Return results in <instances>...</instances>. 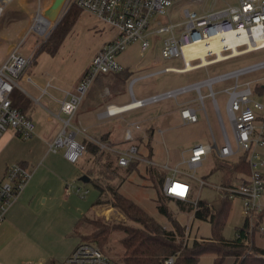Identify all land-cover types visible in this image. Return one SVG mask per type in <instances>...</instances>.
I'll use <instances>...</instances> for the list:
<instances>
[{
  "label": "rangeland",
  "instance_id": "1",
  "mask_svg": "<svg viewBox=\"0 0 264 264\" xmlns=\"http://www.w3.org/2000/svg\"><path fill=\"white\" fill-rule=\"evenodd\" d=\"M175 1L181 3L182 9L188 7L196 9L199 12H201L202 8H210L214 3V0H204L196 4L183 2V0ZM236 2L237 0H217L215 8L218 9ZM51 3L52 0H43V4L46 7L45 10L49 8ZM37 4L38 0H10L0 15V64L8 56L10 48L12 49L21 43L20 49L23 53L34 54L33 62L28 66L23 77L29 76L38 86L45 87L48 82L56 86L47 87V91L44 93L41 89H38V86H35L37 89L35 96L40 97L35 101L33 112L36 134L40 130V124H36L37 120H42V127H44V123H47L46 127L49 130L51 129L45 119L49 116L50 112L44 107V104L48 101L53 103L52 100H49V95L52 94L57 98L61 97L63 93L56 89L58 86L65 90H73L80 76L90 65L95 52H98L97 50L108 39L109 31H115L114 28L96 15L80 8L74 14L73 8L66 13H63L61 9L62 13L60 12L58 20L52 23L54 26L50 34L41 35L33 30L28 33L31 27H33ZM67 17H73L74 22L57 52L52 54L48 50H42L57 35L59 27H63V21ZM166 19L182 21V13L180 10L172 12ZM161 39L151 37V45L143 54L141 53L140 42L135 41L118 56V60L122 64H131L130 68L134 71L123 84V89L119 93L114 92L111 96V98L117 97L115 101L118 104L131 101L132 92H135L137 96L140 93L147 94L155 90L193 82L210 74L236 69L264 59V49H260L188 72L165 71L166 67H181L183 62L181 59L168 60L162 56ZM158 70L162 71L157 72ZM151 71H155L156 73L134 80L136 76ZM106 76L108 81L117 80L116 76L111 74H106ZM23 77L19 81L24 85L22 81ZM259 77H264V69L249 73L240 80L245 81ZM262 82L264 83V80ZM231 83L230 81L219 82L214 86L225 121H228V119L225 105L226 93L223 89ZM91 89L87 91L86 98ZM253 90L254 95L257 97L261 88L254 87ZM207 92L208 89L204 88L203 93L206 94ZM194 93L196 92H190L175 100L165 101L163 105H158L153 109L147 107L144 109L140 108L139 110L136 109L137 111L133 110L134 112H128L129 114L124 113V118L116 119L115 123H113L115 130L113 135L108 136L107 142L115 143V147L119 148V150L126 149L131 143L137 144L142 156L138 167L131 172H125V168L117 167L115 173L118 176L115 177H110V175L102 172L104 171L102 164L96 156L88 152L77 163H72L65 159L63 148L57 152H48L46 148H41L44 142L37 135L33 139L17 138L15 142L10 144L4 150L2 156L5 157L6 155V160L11 164L21 161L19 157L24 152L25 147L36 145V148H40V151L33 158L36 164L30 179L33 185L32 190L35 193L28 197L24 195V199L20 200L17 216H21L23 220L21 225L18 226V231L11 232L14 229H10L5 235L4 242L0 243L1 252L4 254L1 259L8 264H23L29 260H42L46 264L54 260L56 264H62L67 254L74 249L77 242L81 241V236L87 240L92 239V236L90 237L86 234H89L93 230V226L91 223H88L89 221L83 223L84 218L87 217V219L93 221L98 219L105 225L109 224L110 226L136 224L110 203L96 204L100 194L99 189L92 181L85 182L80 179L88 171L91 172L90 176L93 179L100 182L106 188L103 195L105 199L109 197L107 184L117 187L122 178H124L119 186V191L136 202L159 223L166 226L170 224L169 219L157 209L156 174L162 173L164 177L175 176L176 178L188 180L192 185L190 200L195 201L200 199L206 201L210 207L208 217L198 219L194 216L193 210H182L175 202H171L169 208L177 219L187 227L190 243L194 239L201 240L211 237L218 210L224 200L214 185L230 180L237 182L241 177L246 175L239 172L240 170L232 171L233 164L241 160V158L237 157L228 161H221L214 153H210L204 159L202 165L195 171L190 169L187 163L184 162V159L189 155L190 148L194 144L211 141V129L202 110H200V120L196 123L183 124L179 116L177 117V111L184 102L192 100L195 104L197 103V100H195L196 94ZM84 102L85 97L80 107H83ZM205 106L212 129L218 133L217 114L211 97L205 99ZM161 112L162 114L166 115L168 113L170 115L166 116V122L160 123V128L163 131L161 132L159 129H156L153 134L154 120L150 116L160 114ZM63 116L65 115L63 114ZM76 117L74 121H76ZM131 119L139 121L138 123L141 124L142 129L134 131L133 140H127L126 138L124 139L125 126L129 121L131 122ZM58 122L59 126H62V120L58 119ZM152 149L153 152H150ZM150 153L153 165H151V168L155 167V170H150V164L145 161V158ZM260 153L264 154V147L260 149ZM4 160L3 158L0 159V170L1 162ZM49 164L53 166L52 171L55 172L47 169ZM39 165V170H37ZM113 166H116L115 154ZM228 169H231L230 175L228 174ZM261 172L264 174V168L261 169ZM191 174L207 181V184L201 187L199 180L192 177ZM227 174L229 176H226ZM66 182L89 189V192L85 197L74 191L68 193L65 188ZM261 198L264 202V193ZM231 201V207L222 230L223 236L228 239L235 237V232L242 225L244 219L241 199L236 197ZM123 236V230H112L109 234L108 242L105 248H103L116 261L120 260L122 253L121 239ZM252 241L255 245L264 248V233H254ZM214 257L215 255L212 253H204L201 255L198 264H213ZM234 260L235 257H226L223 264H232Z\"/></svg>",
  "mask_w": 264,
  "mask_h": 264
},
{
  "label": "built area",
  "instance_id": "2",
  "mask_svg": "<svg viewBox=\"0 0 264 264\" xmlns=\"http://www.w3.org/2000/svg\"><path fill=\"white\" fill-rule=\"evenodd\" d=\"M10 0H0V15ZM204 0H183L196 4ZM210 8H202L201 12L188 7L181 8V3L175 0H66L63 13L78 7L88 11L115 29L116 35L105 43L93 56L90 65L81 76L77 87L67 91L66 97L60 100L62 127L58 136L49 142L48 150L57 152L63 148L64 157L72 163H77L87 151L86 139L98 143L101 149H109L118 153V165L126 167L131 161L141 159L137 144L131 143L126 149L119 150L88 136L87 128L82 123L74 121L83 99L98 75L120 72L131 67L122 64L118 56L133 42H140L143 54L151 45V37L161 39V54L165 59H181L183 65L166 67L165 71L188 72L200 67L220 63L256 50L264 49V0H237L215 8V2ZM43 0H38L37 12L34 17L32 30L37 34L48 35L53 30L52 23L45 16ZM64 8V9H63ZM180 10L182 21L166 19L170 13ZM62 13V11H61ZM45 21H48L46 24ZM230 34L237 38L227 41ZM217 42L219 50L206 47L204 57L195 52L197 47ZM21 43L13 47L6 59L0 64V137L13 129L22 138L31 139L36 134L33 119L21 109L13 105L11 94L15 87L20 88L19 79L33 62L34 54H25L20 49ZM264 69V59L248 65L230 69L217 74H210L193 82L169 87L144 97H136L132 92V100L123 104H110L100 112V117L117 116L132 110L145 108L169 100L178 99L190 92H196L197 103L187 100L179 108V117L183 124L196 123L200 120V110L211 129L210 142L196 143L190 148L188 157L184 159L194 171L202 165L210 153L221 160H231L245 156L250 172L237 182L230 180L214 185L222 199L233 200L238 197L242 201V225L236 230L235 238H240L242 232L252 236L254 233H264L263 212L264 202V77L241 81L242 77L252 72ZM139 78V77H137ZM135 78L134 80H136ZM29 80H31L29 78ZM133 80V81H134ZM230 81L223 89L226 93V114L228 121L222 116L216 83ZM254 87L261 88L259 98L254 95ZM207 88L208 92L203 93ZM211 97L217 114L219 130L216 133L211 126L205 99ZM261 98V99H260ZM200 102V104H199ZM228 122V123H227ZM141 124L129 122L125 129V138L134 139V131L141 129ZM152 164V160L145 158ZM33 172L23 164L15 162L8 165L0 179V224L6 219L12 205L18 200L30 181ZM192 177L197 178L194 174ZM200 186L207 181L197 178ZM179 184L183 189H175ZM66 191H74L85 197L89 189L67 183ZM164 193L180 200H190L192 185L186 179L167 176L163 184ZM183 193L182 195L180 193ZM199 200V199H198ZM198 200L192 201L198 208ZM243 230V231H242ZM167 264L174 263V257H169ZM23 264H44L42 260H29ZM62 264H119L103 251L96 243L80 241L65 258Z\"/></svg>",
  "mask_w": 264,
  "mask_h": 264
},
{
  "label": "trees",
  "instance_id": "3",
  "mask_svg": "<svg viewBox=\"0 0 264 264\" xmlns=\"http://www.w3.org/2000/svg\"><path fill=\"white\" fill-rule=\"evenodd\" d=\"M71 9H73L75 14L78 7H72ZM63 22V27H59L57 35L53 37L42 50H48L52 54L57 52L65 36L71 29L74 18L67 17ZM131 74L132 73L129 72L128 69L113 73L117 78V80H115L116 88H120V85L124 84ZM11 97L13 105L26 113L24 111V105L27 101L25 93L19 87H15ZM107 139V135H102L100 140H97L106 143ZM85 143L87 148L86 152L96 156L102 164L104 170L102 172L106 175H110V177L118 176V174L115 173L116 168L120 167L117 161L119 156L118 153L105 151L108 149H101L100 145L92 140L87 139L85 140ZM107 144L111 147L115 146V143L107 142ZM114 154L116 166H113ZM148 156L150 158L151 153ZM139 162L140 159L131 161L126 167H124L125 172H131L136 169ZM151 165L152 164L149 165L150 170L155 168H151ZM233 165L234 167L232 171L240 170L239 172H242L245 175L250 172L249 166L245 161V156H242L240 162H236ZM221 168L223 169L222 166ZM228 170V174L230 175L231 169ZM85 174L90 177V181H92L99 189L100 194L96 204L108 202L113 207H116L129 220L136 223L134 225L122 224L110 226L109 224L105 225L98 219L93 221L87 219V217L84 218L83 223L89 221L88 223H91L93 226V230L89 234H86L90 237L92 236V239L87 240L80 235L81 241L87 240L94 242L103 251H105L103 248H105L109 234L112 230L121 229L124 231V236L121 239L122 253L120 255V260L116 261L112 258L115 262L119 264H167L165 261L169 257H174V263L172 264H198L202 254L212 253L215 255L213 264H223L225 258L229 256L235 257L232 264H264V248L253 243V235L250 236L242 230L243 232L240 238L234 237L228 239L223 236L222 230L231 207V200H223L218 210L217 219L213 225L212 236L201 240L194 239L190 243L187 227L177 219L173 211L169 208V204L175 202L180 209L188 211L193 210L196 218L205 219L210 212L209 204L206 201L199 199L198 208H195L191 200H188V204L187 200H180L166 195L162 188L166 177H164L162 173L156 174L155 181L157 182L156 186L158 193L156 198L157 209L162 215L169 219L170 224L166 226L159 223L146 210L119 191V186L124 178H122V181L117 187L107 184V193L109 194V197L105 199L103 195L105 194L106 188L90 176V171ZM228 174L226 176H229ZM105 252L107 253V251Z\"/></svg>",
  "mask_w": 264,
  "mask_h": 264
},
{
  "label": "crops",
  "instance_id": "4",
  "mask_svg": "<svg viewBox=\"0 0 264 264\" xmlns=\"http://www.w3.org/2000/svg\"><path fill=\"white\" fill-rule=\"evenodd\" d=\"M109 33L110 34L108 36V39L104 42V44L107 43L108 41H110L116 35L115 31H113V32L109 31ZM10 50H11V48H10ZM96 53L97 52H95V54ZM128 70H129V72L134 73V71L131 68H128ZM162 70H160V71L158 70L157 72H161ZM154 73H156V72L155 71H151V72H148L146 74H141L139 76H136L135 78L144 77L145 75L147 76V75H151V74H154ZM107 74L113 75V73H107ZM24 75H22L21 77H23ZM81 76H80V78H81ZM29 78H30L29 76H27L26 78L23 77L22 81H23L24 85L22 84L21 81H19V84H20L19 86H20V89L25 93V95L27 97V101H26V103L24 105V111L28 114V116H30L33 119L35 101H37L40 97L35 96L36 95L35 91H37L36 87L38 85L31 78H30L31 80H29ZM80 78H79V80H80ZM79 80L77 81V84H78ZM77 84H76V87H77ZM52 86L53 85H51V83L48 82L47 86H45V87L38 86V89H41L43 91V93H44V92L47 91V87H52ZM53 87H56V86H53ZM76 87H74L73 90H75ZM123 87H124V85L122 84V85H120V88H116L115 80L114 81H111V80L108 81L106 74L105 75L104 74L98 75L95 78V81L93 82V84L89 88V90L91 88L92 89L89 92L87 98L85 96V102L83 104V107H79V109H78V111L76 113V116H77L76 117V121L82 123V125L87 128L88 136L100 140V137L102 135H107V136L113 135V132L115 130L113 123H115L116 119L124 118L125 114L117 115V116L100 117L99 113L104 111L106 109V107L108 105H110V104H118L117 101H115L117 97H112L111 98V96H112V94L114 92H118L119 93L123 89ZM167 88H169V87H167ZM56 89L63 93L62 96L57 98L56 96L50 94L49 95V100H52L53 103L51 101H48V102H46L44 104V107L46 108V110L48 112H50V114L53 116L52 117L49 114V116L45 118L46 122L49 123V128H51V129L49 130L48 127H46L47 123H44V127H42V124H43L42 120H37L36 124H40V130H38L39 132H37V134H35V136H34V137H36V135H37V136L41 137L42 141L44 142L41 145V148H43V149L46 148V150L48 152H51V150L49 151L47 149V147L50 146L49 142L54 140L58 136V134H59V132L61 130V127H62V126H59L58 119L62 120V118L65 117V116H63V113L61 112L60 100H62V99H64L66 97L67 91H73V90H68V89L65 90V89H63V88H61L59 86ZM164 89H166V88H164ZM164 89H162V90H164ZM157 91H161V89L160 90H155L153 92H149L147 94L140 93L138 96L136 95L135 92H133V95L138 97V98H140V97L147 96V95L152 94V93L157 92ZM40 96H41V94H40ZM123 103H127V102H123ZM123 103H121V104H123ZM163 104L164 103L151 105V106H148L147 108L153 109L156 106L163 105ZM142 109H144V108H142ZM137 110H139V109H137ZM129 113H131V111ZM129 113H126V114H129ZM168 115H170V114L167 113L165 115V114H162V112H161L160 114L158 113V114H154L153 116H150V118L151 119L153 118V120H154L153 121L154 128L152 129V133L153 134H154L156 129H159L161 132L163 131L160 128V123L163 122V121L166 122V120H167L166 116H168ZM178 116H179V109L177 111V117ZM131 121L139 122V121H136V120H133V119H131ZM129 122L126 124L125 129L127 128ZM141 129H139V130H141ZM17 138H22V137L16 131H14L13 129H8L0 137V157L5 159L3 162H1L0 179H2L6 167L11 164V163L8 162V160H6L7 159L6 155H5V157L2 156L3 152L10 144L15 142ZM79 139H81L83 141L87 140L86 136L85 135H81V134L79 135ZM124 139H125V137H124ZM112 147L116 148L115 146H112ZM39 149L40 148H38V147L36 148V145H32L30 147H25L24 152L21 153L20 157H19V159L21 161H18V163L23 164L25 167H27L29 170H31L33 172L35 164H36V163H34L35 160L33 158H35L36 153L40 151ZM152 152H153V149H152ZM147 158H149L148 155H147ZM40 165L37 167V170H39ZM119 168H122V167L120 166ZM47 169L49 171H51V172H55V171H52L53 170V166H51V164L48 165ZM67 182L65 184H67ZM32 188H33L32 181L31 182L29 181L27 186H26V188H25V190L23 191L22 195L18 198V200L9 209V211L7 213V216H6V219L0 224V243L4 242V238H6L5 235L10 229H14V231H11V232L18 231V226L21 225L22 220H23L21 218V216H17L18 212H19L18 207H20V200L24 199V195H25V197H28L30 195H34L35 192H34V190H32ZM263 217H264V215H263ZM263 217H262V220H263ZM11 232H9V233H11ZM70 253L71 252H69V254ZM69 254H67V256ZM3 255L4 254H2L1 249H0V264H8L6 261L1 259L3 257ZM44 264H46V263L44 262ZM49 264H56V263H55L54 260H52Z\"/></svg>",
  "mask_w": 264,
  "mask_h": 264
},
{
  "label": "water",
  "instance_id": "5",
  "mask_svg": "<svg viewBox=\"0 0 264 264\" xmlns=\"http://www.w3.org/2000/svg\"><path fill=\"white\" fill-rule=\"evenodd\" d=\"M66 0H52L51 5L45 10V16L51 22L58 20V16ZM58 22V21H57ZM82 181L89 182L90 177L84 174L81 178Z\"/></svg>",
  "mask_w": 264,
  "mask_h": 264
},
{
  "label": "bare ground",
  "instance_id": "6",
  "mask_svg": "<svg viewBox=\"0 0 264 264\" xmlns=\"http://www.w3.org/2000/svg\"><path fill=\"white\" fill-rule=\"evenodd\" d=\"M44 22L46 24L48 23V21H45V20H44ZM235 38H237V36L235 34H230L229 37H228V39H227V41H229V42L232 43L233 42V39H235ZM206 47H210V48L212 47L214 49L219 50V47L220 46L218 45L217 42H212V43H209V44L205 45L204 47H197V48H195L194 49L195 52L189 53V55H192V54H196V55L197 54H200L201 56L204 57V53L207 50ZM204 60H206L205 57H204ZM174 188L175 189H183L184 187L183 186H180L179 184H176V185H174Z\"/></svg>",
  "mask_w": 264,
  "mask_h": 264
},
{
  "label": "snow or ice",
  "instance_id": "7",
  "mask_svg": "<svg viewBox=\"0 0 264 264\" xmlns=\"http://www.w3.org/2000/svg\"><path fill=\"white\" fill-rule=\"evenodd\" d=\"M180 194L182 195L183 193L181 192Z\"/></svg>",
  "mask_w": 264,
  "mask_h": 264
}]
</instances>
